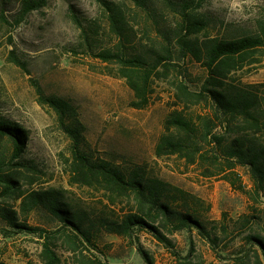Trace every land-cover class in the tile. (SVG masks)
Segmentation results:
<instances>
[{
    "label": "trees",
    "instance_id": "trees-1",
    "mask_svg": "<svg viewBox=\"0 0 264 264\" xmlns=\"http://www.w3.org/2000/svg\"><path fill=\"white\" fill-rule=\"evenodd\" d=\"M99 1L108 9L110 27L118 40L94 55L115 65L116 75L126 79L134 92V108H147L155 83L175 75L172 110L164 120L156 155L177 156L200 167L205 177H223L248 198L253 210L237 219H228L226 214L212 219L210 205L194 193L150 175L143 167L126 171L111 161L93 158L85 150V127L75 106L59 96L41 93V102L55 111L72 140L71 184L102 191L111 205L126 203L129 208L123 215L111 208L110 215L106 211L94 215L67 202L63 190L25 189L37 183L43 172L24 157L29 137L26 128L0 117V219L19 232L39 236L42 264H63L58 248L69 253V264H109L89 251L97 247L102 232L130 240L147 264H156L150 252L136 242L138 231L150 232L171 252L174 264H207L197 252L196 237L219 264H264V208L256 207L264 203V83H246L237 77L239 70L263 62L264 14L255 32L228 38L208 31L209 21L196 12L193 0L181 4L165 0L178 21L174 28L164 30L160 14L148 0H131L161 31L159 48L141 52L132 44L126 12L114 2ZM40 6L24 0L25 13ZM175 51L181 61L189 57L203 64L205 74L196 88L191 72L173 62ZM4 141L10 149L2 145ZM242 167L248 169L250 187L243 180ZM9 199L21 200L20 210ZM36 209L46 211L58 225L52 230L31 225L27 215ZM182 231L189 234L186 252L178 250L171 238Z\"/></svg>",
    "mask_w": 264,
    "mask_h": 264
},
{
    "label": "rangeland",
    "instance_id": "rangeland-1",
    "mask_svg": "<svg viewBox=\"0 0 264 264\" xmlns=\"http://www.w3.org/2000/svg\"><path fill=\"white\" fill-rule=\"evenodd\" d=\"M33 1L41 6L25 13L24 0H0V117L26 128L29 137L24 157L43 172L37 183L25 185V189L63 190L67 202L94 215L102 211L110 215V208L123 215L129 208L126 203L111 205L102 191L71 184L68 169L72 140L55 111L41 102L43 93L64 98L75 106L85 127V150L93 158L111 161L126 171L143 167L150 175L194 193L210 205L212 219L225 214L228 219H237L253 210L248 198L223 177H205L200 167L188 165L177 156L156 155L164 120L172 110L171 82L175 75L155 83L147 108H134L131 105L134 92L126 79L116 75L115 65L94 55L118 40L102 2ZM108 1L126 12L132 44L137 51L159 48L161 31L144 10L131 0ZM174 1L181 4L185 0ZM193 1L196 12L207 17L208 31L213 36L230 38L255 32L257 20L264 14V0ZM148 4L160 14L163 30L176 26V11L167 7L165 0H148ZM173 62L191 72L195 80L192 87L196 88L197 81L205 74L203 64L189 57L181 61L177 51ZM237 77L246 83H264V59L260 64L239 70ZM2 145L10 149L9 142ZM239 170L247 186H252L248 169ZM20 203L21 200L9 199V204L18 210ZM256 207L264 208V203ZM27 218L31 225L48 230L58 225L44 210H33ZM188 236L186 231L171 236L178 250H188ZM135 240L150 252L156 264H174L171 252L150 232H136ZM96 243L97 247L91 246L89 251L109 264H147L126 238L102 232ZM195 243L207 264H219L204 241L196 237ZM41 248L42 240L37 234L19 232L0 219V264H42ZM58 251L63 264H69V253L62 248Z\"/></svg>",
    "mask_w": 264,
    "mask_h": 264
}]
</instances>
